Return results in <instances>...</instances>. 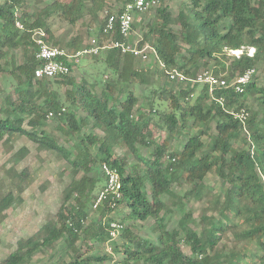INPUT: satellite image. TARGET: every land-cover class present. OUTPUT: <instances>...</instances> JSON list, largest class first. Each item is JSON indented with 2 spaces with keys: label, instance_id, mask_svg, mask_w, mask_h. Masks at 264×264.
Wrapping results in <instances>:
<instances>
[{
  "label": "trees",
  "instance_id": "trees-1",
  "mask_svg": "<svg viewBox=\"0 0 264 264\" xmlns=\"http://www.w3.org/2000/svg\"><path fill=\"white\" fill-rule=\"evenodd\" d=\"M35 1L36 5L28 0H3L0 3V78L8 75L17 80L7 84L9 91L0 108L4 114L0 118V140L9 141L13 135H26L37 141L40 148L55 150L71 164L74 173L83 172V175L64 188V202L56 220L49 219L34 237L24 241L0 264H27L37 250L52 246L63 235L71 238L69 244L75 255L62 264H109L114 259L113 254L102 251L108 242H112L115 253L122 254L121 260L129 264H237L245 249L240 248L237 241L247 244L255 241L261 251L256 256L260 264H264V117H261L264 115V85H258L255 80L244 92H237L233 87L220 89L216 91L215 99L202 84L161 90L163 97L159 98L169 100L171 110L160 112V118L169 135L180 132L185 140L181 149H173L171 138L167 137L155 145L149 157H142L138 145L151 147L154 141L149 131L151 118L143 113L134 116L138 97L131 80L144 82L145 71L134 66L136 57L133 54L122 53L118 48L100 52L106 51L104 60L117 79L115 84L106 83L98 95L85 81L77 84L69 75L51 79L35 77V69L41 62L36 57L38 48L32 40L33 32L43 29L49 41L60 45L62 40L54 36L52 19L59 18L74 25L86 9L91 20L98 23L95 33L104 44L107 36L100 14L108 8V0H54L43 7H40L43 0ZM183 6L174 17L165 0H161L155 20L140 41L141 45L147 42L156 49L158 59L167 70L179 69L187 77L195 78L202 66L209 70L214 62L212 71L230 80L264 63V0H190ZM17 21L22 28L17 26ZM176 23L180 25L179 31L173 28ZM114 38L120 39L121 35L117 32ZM65 44L76 52L88 46L78 37H71ZM242 47L246 51L240 57L227 53V49ZM249 47L255 48L253 56L247 53ZM18 49L22 54L20 62L14 53ZM53 83L71 84L72 88L65 90L68 105ZM122 93L125 94L123 99L120 98ZM249 93L257 98L258 109L254 111L246 107ZM151 99L150 110H154L155 97ZM242 108L249 111L245 126L233 115L234 110ZM80 109L85 115L78 114ZM51 111L54 113L52 118L62 124L59 129L66 137L78 139L73 151L43 129ZM213 120H216L217 133L207 143L204 136ZM90 122L110 131L109 135L84 132ZM198 127L201 131H197ZM242 133L248 145L236 149L234 142ZM118 142L124 144L140 164L128 170L125 157H114L113 147ZM103 162L121 174L122 198L117 206L123 204L129 208L136 220L155 219L158 243L125 227L121 238L126 239V243L115 244L117 238L112 240L110 237L112 218L109 215L116 207L109 200L97 209L101 217L86 225L89 201L90 204L94 202L106 183L101 168ZM212 170L226 183L221 201L213 200L215 191L204 183ZM181 181L193 186L183 196L172 190V185ZM194 194L199 199L209 198L201 213V231L191 226L196 220L184 202L186 197ZM165 195L172 198L183 213L178 227L172 229L162 214L167 211V204L162 199ZM14 200L13 193L8 192L2 200L3 207L8 208ZM230 230L234 245L221 246L223 237ZM82 234L86 241L96 244L99 249L96 253L83 255L81 248L75 246V241L83 238ZM182 241L189 245L192 255L184 253Z\"/></svg>",
  "mask_w": 264,
  "mask_h": 264
},
{
  "label": "rangeland",
  "instance_id": "rangeland-1",
  "mask_svg": "<svg viewBox=\"0 0 264 264\" xmlns=\"http://www.w3.org/2000/svg\"><path fill=\"white\" fill-rule=\"evenodd\" d=\"M3 0H0V3ZM33 5H36L35 0H28ZM54 0H43L40 7L45 6L53 2ZM70 1V0H64ZM124 0H108L109 8H114L115 5L122 4ZM189 4L190 0H165L168 11L172 16L177 17L179 12L184 8L183 3ZM82 15L79 16L76 24L70 25L66 21L59 18H53V29L55 38L61 39L59 44L68 49L65 43L71 37H78L81 39L83 45H88L92 38L97 37L95 29L98 25L97 22L91 20L92 16L86 14V9L82 10ZM102 12L100 18L103 17ZM157 11L152 9L144 14L137 16L135 20L134 35L136 39L143 37L144 33L149 30V24H151L156 18ZM173 28L177 31L180 29L179 24H174ZM51 42V41H50ZM53 43V42H52ZM57 45V44H56ZM184 47V46H183ZM71 52H76L73 48L68 49ZM18 62L22 59L21 50L18 49L15 52ZM183 53H185L183 51ZM106 51L98 55L84 54L80 56V62L76 67L75 75L71 74L69 77H73L77 84L85 81L90 88L98 95L101 94L102 89L106 83L111 82L115 84L117 76L110 69L104 57ZM229 59H233L231 56ZM214 62H211L209 66L213 69ZM148 64H154V69L145 70ZM134 66L139 70L145 71V81L137 79L131 80L132 89L135 91L138 97V105L134 110V116H139L143 113L145 116L151 118L149 131L152 133V139L154 144L149 147L145 145H138L139 153L142 157H149L150 152L154 149L157 143L162 142L167 137H170L172 148L181 149L182 143L185 140V136L180 132H176L173 135H169L164 121L160 118V112H166L171 110L169 100L159 98L162 96L165 89L179 90L184 87L176 82H169L163 73L162 68L158 62H155L153 58L151 61L143 62L135 58ZM202 66L200 71L204 69ZM257 68L256 83L260 86L264 85V63H259L255 66ZM53 80V79H52ZM17 80L14 77H8V75L0 78V108L3 105V100L8 94L7 84ZM122 85H119L121 88ZM53 87L58 89L65 105L69 102L66 101L65 90L71 89V84L53 83ZM157 89V92H153ZM200 89V88H199ZM198 89V90H199ZM121 90V89H120ZM120 92V91H119ZM125 94L122 93L120 98L123 99ZM155 97L154 110H150L149 100ZM247 106L250 111L258 109L257 99L252 93L247 94ZM80 116L85 115L83 110H79ZM4 114L0 110V118ZM261 117L264 115L261 114ZM62 125V124H61ZM55 118L47 117L46 126L43 129L52 137L58 138L60 144L65 148L74 150V144L78 141L76 137H69L59 129L61 126ZM28 128L29 126L26 125ZM201 131V127L197 128V131ZM84 132H93L101 136L109 135L110 131L103 128L93 126V123H88L84 127ZM216 120H213L210 124V130L208 134L204 136V140L208 143L211 140V136L216 135ZM245 134L242 133L237 137L234 142L236 149L247 147L245 141ZM24 148L27 152L24 154ZM114 157H125L128 161L127 169L130 170L135 164H140V161L133 155V153L122 143L118 142L113 147ZM168 156V155H167ZM165 156V161L167 160ZM99 170V167H98ZM21 174V175H20ZM23 174V175H22ZM95 174H98L97 172ZM83 172L74 173L71 164L68 163L65 158L56 153L55 150L49 148H40L37 141L29 138L26 135H13L9 141L0 140V262L9 255L12 251L18 248L24 241L30 237H34L37 231L49 220H56L57 212L64 202V188L73 180L80 179ZM264 182V176H263ZM204 183L209 187H212L216 195L212 196L213 200L221 201L224 198V192L226 183L224 180L214 171L209 172L204 179ZM193 186L181 181L172 185V190L179 196H183ZM12 192L15 200L8 207L4 208L2 200L8 194ZM97 191H95L96 193ZM93 193L92 195L95 196ZM167 204V211L164 214V219L170 229L178 227V221L183 215L179 206L173 203V199L165 195L162 197ZM177 200V197H175ZM209 198L199 199L197 195H191L184 199L186 208L192 211L195 222L192 223V227L198 231H201V213L205 209L204 205H207ZM91 200L87 206L88 219L86 225L94 220H98L101 217L100 212L92 208ZM217 215V213H215ZM112 220L120 221L124 224V228H128L134 234H138L143 238H147L153 243H158L157 235L158 231L154 229L155 219L150 218L147 220L134 219L133 213L129 208L120 204L109 215ZM225 218H227L225 216ZM237 223V220L234 219ZM83 237V234H82ZM67 235H63L60 239L56 240L52 246L44 247L41 250H37L33 254L27 264H62L64 261H69L75 255L73 248L70 247ZM115 244L120 246L126 243V239L120 236L116 239ZM238 246L243 249L244 252L237 260V264H260L259 258L256 254H261V251L257 247L255 241L247 244L245 241L238 242ZM75 246L81 248L83 255L96 253V244L86 241L83 238L75 241ZM228 246V248L234 245V237L232 230L227 232V235L223 237L221 246ZM112 246V242H108L102 251H107V247ZM181 247L186 255H192L189 245L184 241L181 242ZM116 258L122 259L121 253H115ZM103 264H108L107 262Z\"/></svg>",
  "mask_w": 264,
  "mask_h": 264
},
{
  "label": "built area",
  "instance_id": "built-area-1",
  "mask_svg": "<svg viewBox=\"0 0 264 264\" xmlns=\"http://www.w3.org/2000/svg\"><path fill=\"white\" fill-rule=\"evenodd\" d=\"M160 4L161 0H129L126 3L115 5L114 8H106L103 13L105 21L103 32L107 36L104 44L100 43L99 38L94 37L86 48L77 52H71L63 46L50 42L46 38L47 34L43 29H36L33 32L32 40L38 48L36 57L41 63L35 69V77L51 79L71 75L80 62V56L84 54L98 55L102 50L118 48L121 49L122 53H131L136 59L143 62H150L151 58H153L162 68L165 78L169 82L183 85L184 87L182 88L195 84L206 85L209 94L214 99L216 98L215 93L217 90L233 87L237 92H244L246 86L256 80L257 68L255 66L241 74L235 75L230 80L207 69L201 70L195 78L187 77L179 69L167 70L165 65L158 59L156 49L147 42L141 45L140 41L142 37L136 39L133 26L138 15L152 9L156 10ZM17 26L23 27L20 21H17ZM117 32L121 35L120 39L114 38ZM245 51V47L227 49L229 55L236 57H240ZM247 51L248 55L253 56L255 48L249 47ZM148 67L151 69L155 68L154 64H148L146 68ZM53 115L54 113L51 111L48 117H52ZM233 115L235 118L240 119L245 126L249 111L246 108H242L240 111L234 110ZM101 168L106 176V183L94 198V202L92 203L94 210L98 209L106 200H109L111 205L116 207L118 200L122 198V178L120 172L116 168L111 167L107 162H103ZM109 229L110 237L114 240L120 236L124 229V224L120 221L112 220L110 221ZM107 251L114 256L113 261L109 264H129L116 258L112 246H108Z\"/></svg>",
  "mask_w": 264,
  "mask_h": 264
},
{
  "label": "crops",
  "instance_id": "crops-1",
  "mask_svg": "<svg viewBox=\"0 0 264 264\" xmlns=\"http://www.w3.org/2000/svg\"><path fill=\"white\" fill-rule=\"evenodd\" d=\"M137 18V17H136ZM156 62V61H155ZM160 66V65H159ZM155 67V66H154ZM150 68H146V70H149ZM76 69L72 72V75L75 73ZM75 75V74H74Z\"/></svg>",
  "mask_w": 264,
  "mask_h": 264
}]
</instances>
